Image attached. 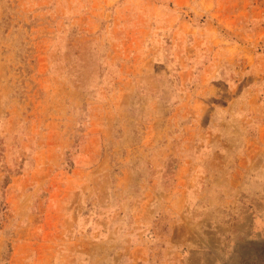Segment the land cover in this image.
Segmentation results:
<instances>
[{"label": "rangeland", "instance_id": "obj_1", "mask_svg": "<svg viewBox=\"0 0 264 264\" xmlns=\"http://www.w3.org/2000/svg\"><path fill=\"white\" fill-rule=\"evenodd\" d=\"M263 108L264 0H0V264L156 259L210 211L190 124Z\"/></svg>", "mask_w": 264, "mask_h": 264}, {"label": "crops", "instance_id": "obj_2", "mask_svg": "<svg viewBox=\"0 0 264 264\" xmlns=\"http://www.w3.org/2000/svg\"><path fill=\"white\" fill-rule=\"evenodd\" d=\"M249 114L240 122L228 115L190 124V167L206 177L205 186L193 191L214 194L206 201L210 211L175 223L156 259L144 249L123 250L125 264H220L228 247L246 251L250 243L264 242V108ZM201 203L197 199L195 208L203 209Z\"/></svg>", "mask_w": 264, "mask_h": 264}]
</instances>
